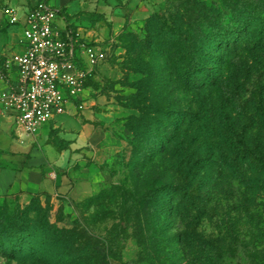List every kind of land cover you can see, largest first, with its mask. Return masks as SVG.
<instances>
[{"label":"rangeland","instance_id":"374dc122","mask_svg":"<svg viewBox=\"0 0 264 264\" xmlns=\"http://www.w3.org/2000/svg\"><path fill=\"white\" fill-rule=\"evenodd\" d=\"M198 3L223 36L189 72L195 29L172 39V20ZM105 25L99 124L117 144L89 158L98 176L81 200L0 203V264H264V0H160L136 28Z\"/></svg>","mask_w":264,"mask_h":264},{"label":"crops","instance_id":"0c3cea01","mask_svg":"<svg viewBox=\"0 0 264 264\" xmlns=\"http://www.w3.org/2000/svg\"><path fill=\"white\" fill-rule=\"evenodd\" d=\"M18 2L20 0H17ZM16 1V2H17ZM71 0H53L63 5L66 12L59 26L67 29L78 43L77 60L87 63L81 43L86 42L108 52L107 39L120 32L125 24L136 28L154 13L160 0H79L78 12L68 10ZM24 0L22 5L35 4ZM29 4V5H30ZM3 14V12H2ZM0 20V91H9L13 82L2 77L6 57L21 50V25H11L4 14ZM129 18V20H128ZM80 44V45H79ZM106 60V59H105ZM103 61L93 67L88 78L103 82L97 70ZM101 89L87 86L79 98H70L66 111L45 123L38 134L26 132L19 119V111L0 105V203L15 201L27 205L34 197L51 196L67 200H81L88 196L97 172L88 165L89 158L103 156L117 144L111 131L100 127L99 122L109 119L105 101L98 93Z\"/></svg>","mask_w":264,"mask_h":264},{"label":"built area","instance_id":"2783aa9c","mask_svg":"<svg viewBox=\"0 0 264 264\" xmlns=\"http://www.w3.org/2000/svg\"><path fill=\"white\" fill-rule=\"evenodd\" d=\"M11 25H21V50L6 57L2 77L13 85L0 91V105L19 111L26 132L38 134L41 127L66 111L68 100L79 98L93 67L107 58L104 49L86 42L81 48L87 63L77 60L78 41L59 26L60 11L47 0L19 5L17 0H0Z\"/></svg>","mask_w":264,"mask_h":264},{"label":"trees","instance_id":"16d2710c","mask_svg":"<svg viewBox=\"0 0 264 264\" xmlns=\"http://www.w3.org/2000/svg\"><path fill=\"white\" fill-rule=\"evenodd\" d=\"M119 1V0H117ZM183 4H186V10L187 11H190L189 10V3H183ZM188 5V6H187ZM198 7H201V8H204L202 6V4L198 3L197 4ZM204 10V12H202ZM194 14H192L191 18H186L184 17V14H178V16H176L173 20H172V39H177V38H180V37H183V35H185L184 33V25L185 24H192L193 25V28L195 29L194 32L192 33V36L187 35V36H184V44H187V38H189L190 40V45L192 47H194V58H192L190 61H188L185 66H186V70L190 72L193 71V70H197L201 67L203 61V56H204V51L206 50V41L212 37H214V35L218 34V35H221L222 33H220L219 30H204V24H201L200 21H203V22H206L208 25L207 27L208 28H214V29H219V26L217 25V23L220 21L218 20V17L220 16H211V12L210 10H206L205 8L202 9L201 11H195L193 12ZM154 14V13H153ZM152 14V15H153ZM151 15V16H152ZM194 15H197L196 18L194 17ZM148 17L147 19H150L151 18ZM193 19V21H192ZM223 36V34L221 35ZM225 43V42H223ZM85 84L87 86H93L95 89H101L102 88V85H101V82L100 81H97L93 78H88L86 79V82ZM186 120V119H184ZM183 125V121L178 125L179 128L180 126ZM236 131H233V133H235ZM230 137V136H229ZM185 139L184 137H181L180 138V141L182 143L185 142ZM230 140V143L232 144L233 141L229 138ZM230 144V145H231ZM261 146V145H259ZM263 148H264V144H263ZM255 159H257V163H256V166L254 168L255 170V173L256 174H261L262 172H264V151L262 149V152L260 155H258ZM259 184H264V179L258 181ZM39 197H34L32 199L35 200ZM240 264H247V263H240Z\"/></svg>","mask_w":264,"mask_h":264}]
</instances>
